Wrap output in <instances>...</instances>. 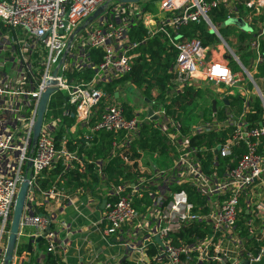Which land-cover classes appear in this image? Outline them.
Returning <instances> with one entry per match:
<instances>
[{
    "label": "built area",
    "instance_id": "obj_1",
    "mask_svg": "<svg viewBox=\"0 0 264 264\" xmlns=\"http://www.w3.org/2000/svg\"><path fill=\"white\" fill-rule=\"evenodd\" d=\"M158 2L157 13H146L141 2L119 0H0V264L24 181L28 187L10 264H41L44 252L60 251L57 206L77 196L60 176L45 188L41 182L48 181L58 162L64 170L85 172V156L68 150L67 137L90 148L98 144L93 141L98 133L123 135L112 143L110 156L127 167L123 176H133L94 189L105 201L101 233L138 253L136 264H255L264 254V0ZM221 6L228 14L225 22L237 18L250 28L230 25L245 35L235 41L243 48L244 62L208 18ZM202 22L217 30L218 43L204 46L196 38L177 36L189 24ZM139 23L148 38L163 34L177 52L170 95L183 100L189 92L207 91L215 111L206 104L210 113L203 118L199 111L200 118L191 120L179 114V106L188 102L168 112L170 97L155 105V91L147 99L151 103L142 97L144 108L121 99L130 84L113 96L106 93L105 85L128 74L137 57L133 52L142 42H131L128 35ZM92 53H100L99 63H93ZM74 73L78 77L70 78ZM47 89L52 93L34 142ZM59 93L64 101L55 117L48 106ZM143 125H152L166 139L165 154L136 148L139 158H130V145ZM60 128L64 135L58 138ZM96 166L101 178L102 162ZM187 188L199 202L190 200ZM144 198L139 211L134 201ZM191 224H199L204 234L179 237ZM38 238L44 250L35 243Z\"/></svg>",
    "mask_w": 264,
    "mask_h": 264
},
{
    "label": "trees",
    "instance_id": "obj_2",
    "mask_svg": "<svg viewBox=\"0 0 264 264\" xmlns=\"http://www.w3.org/2000/svg\"><path fill=\"white\" fill-rule=\"evenodd\" d=\"M157 1L159 0H148L141 2L144 12L152 13L151 10L153 5H155ZM227 15L228 14L225 8L221 6L212 10L208 14V18L211 24L218 30V33L228 44L229 42L226 39L230 34H234L239 38V40H243L245 35L242 32L239 31V33H236L235 28L231 26H223ZM171 36L175 37L176 35L171 34ZM177 36H180L181 40L196 38L200 40L204 46L213 45L219 42L217 37L210 32L208 27L203 22L199 24H189L188 26L182 28L177 33ZM128 39L131 42H142L133 52L137 55V57L132 60L131 68L128 74L122 78L114 79L105 85V91L107 94L113 96L116 91H121L126 86V84H130V86L140 90L142 97L149 100H152L151 92L155 91V105L158 104V102H163V100L169 96L171 100L170 104L167 106L168 112H171L170 109L174 104H182L184 101H186L188 102L187 104L184 103L183 105L179 106V114H187V116H190L191 120H196L200 118L199 111H203V118H205L210 113V110L206 109L205 106V108H203L192 103L194 99L200 98V100L202 99L206 104H210L213 98L207 91L199 90L195 93L189 92L186 94L183 100L170 95L171 87L169 82L171 79V69L177 57V52L167 45L168 40L163 34H157L152 38H148L147 29H145L143 25L139 23L131 28ZM231 47L240 54V59L242 62H244V54H242L243 48L241 46ZM91 57L93 63L100 62V53H92ZM262 70L264 71V66H262ZM77 77V73H74L70 76V78ZM63 101V96L60 93L55 94L50 99L48 108L55 117L60 116L61 105ZM233 102L238 103L239 100L236 99ZM101 106H103V103ZM122 106H125L126 108L127 104L123 103ZM255 109L260 111L258 103H255ZM127 111L128 115H130L131 112L128 108ZM95 119L96 118L94 117L91 120V125ZM67 122L70 123L72 120ZM63 135L64 130L60 128L58 138L62 137ZM122 139L123 135L121 133H98L93 136V141H98V144L96 146L87 148L85 143L80 139H77L74 136H68L66 141L68 150L71 152L76 150L78 156H85L84 162L86 171L80 173L77 170H64L60 162H58L54 169L49 172L48 181H42L41 186L45 188L49 181L51 183L57 176H60V179L64 180L65 184L69 186L70 193L81 197L89 193L94 194V189L97 186H100L102 182L115 181L116 184H120L125 179H132L133 176L129 172L126 176H123V173L126 172L127 167L124 166L120 159H112L110 156L112 143L114 141L121 142ZM165 141L166 139H164L161 133L155 130L152 125H143L138 132V138L133 142V144L130 145V150L132 152L130 158L133 160L139 158L136 148H139L140 150L148 149L149 151L158 150L160 154L163 155L165 154V150L167 148ZM98 161L102 162L101 178L98 176V167L96 166ZM134 167H136V165H134ZM135 175H137L136 172L134 173V176ZM186 190L188 191L189 198L192 202L200 201V199L195 194H193L191 189L187 188ZM76 192H79V194H76ZM145 199L146 198L142 200L136 199L134 201V207L139 211H143L144 209L141 206V202H143ZM200 228L201 227L199 224H191L188 229L179 234V237H199L200 235L204 234V231H201ZM44 245L45 242H41L39 244L40 247H44ZM41 264L65 263L63 262L59 252L56 254L44 252ZM118 264L134 263L125 258L122 259Z\"/></svg>",
    "mask_w": 264,
    "mask_h": 264
},
{
    "label": "crops",
    "instance_id": "obj_3",
    "mask_svg": "<svg viewBox=\"0 0 264 264\" xmlns=\"http://www.w3.org/2000/svg\"><path fill=\"white\" fill-rule=\"evenodd\" d=\"M103 201V196L94 193L57 206L59 226L62 225L57 229L59 253L65 264H118L125 258L134 264L141 261L138 253L102 235Z\"/></svg>",
    "mask_w": 264,
    "mask_h": 264
},
{
    "label": "water",
    "instance_id": "obj_4",
    "mask_svg": "<svg viewBox=\"0 0 264 264\" xmlns=\"http://www.w3.org/2000/svg\"><path fill=\"white\" fill-rule=\"evenodd\" d=\"M121 3L123 4H138L144 0H119ZM148 1V0H146ZM103 10V7H101L100 9H98V11H96L89 19L88 21H92L101 11ZM233 25L234 27L243 30V31H250V28L240 19H229L227 20L223 26L227 27ZM211 33H217V30L215 29H211L210 31ZM51 84H54L53 82ZM52 93L51 89H47L46 92L42 95V98L40 100V104H39V108L37 111V120L35 123V127H34V133H33V141L35 142V140L38 138L39 132H40V128H41V122H42V117L43 114L45 112L46 109V104L48 101V98L50 96V94ZM117 97V95H116ZM147 103H151L150 101H148L147 99L144 100ZM212 104V111H215L216 108V102L213 100L211 102ZM224 104L227 105V102L225 101ZM152 114V111L149 110L148 111V115L150 116ZM152 120H155L156 117L152 116L151 118ZM27 187L28 184L26 181H24L21 184L19 193L17 195L15 204H14V211H13V215H12V220H11V226H10V232H9V236H8V243H7V252H6V257L4 259V264H10L11 260H12V254H13V250L15 247V243L17 240V235H18V231H19V224H20V219H21V215H22V210H23V206H24V202H25V198H26V192H27ZM32 190V189H31ZM105 204V201H103L101 203V209H103ZM41 238H38L35 243L39 244L41 243ZM158 241V239H157ZM32 251V242L29 241L28 245H27V253L31 254ZM240 264H249L246 261H241ZM255 264H264V254L261 255L259 261Z\"/></svg>",
    "mask_w": 264,
    "mask_h": 264
},
{
    "label": "rangeland",
    "instance_id": "obj_5",
    "mask_svg": "<svg viewBox=\"0 0 264 264\" xmlns=\"http://www.w3.org/2000/svg\"><path fill=\"white\" fill-rule=\"evenodd\" d=\"M144 1H146V0H144ZM144 1H142V2H144ZM158 5H159V2L157 1L155 3V5H153V8L151 10L152 13H157L159 11ZM236 39H237L236 35L230 34L226 40L229 42L230 46L235 47V46H237L235 44ZM233 92L235 93V90H233ZM121 99L123 101H126V102L132 104V105H135L137 108H144L146 105L143 102V98H142V95L140 93V90L133 87V86H127L125 89H123V91L121 92ZM194 104L195 105L197 104L198 106H201V107L206 106V103L202 99L201 100L198 99V100L194 101ZM40 249L44 250V247H40Z\"/></svg>",
    "mask_w": 264,
    "mask_h": 264
}]
</instances>
